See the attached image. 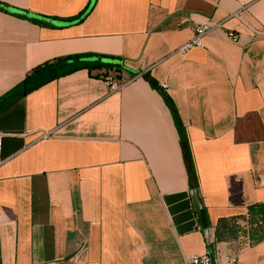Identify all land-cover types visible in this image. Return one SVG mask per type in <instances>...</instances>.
I'll use <instances>...</instances> for the list:
<instances>
[{
	"label": "crops",
	"instance_id": "1",
	"mask_svg": "<svg viewBox=\"0 0 264 264\" xmlns=\"http://www.w3.org/2000/svg\"><path fill=\"white\" fill-rule=\"evenodd\" d=\"M72 55L120 68L0 107V264H227L264 207V0H0V97ZM261 219L234 264H264Z\"/></svg>",
	"mask_w": 264,
	"mask_h": 264
},
{
	"label": "trees",
	"instance_id": "2",
	"mask_svg": "<svg viewBox=\"0 0 264 264\" xmlns=\"http://www.w3.org/2000/svg\"><path fill=\"white\" fill-rule=\"evenodd\" d=\"M89 9H86L78 17L69 20L70 22H81L83 18L87 15ZM31 22L36 23V20ZM112 58H107L104 56H89V55H72L62 58H57L49 62H44L36 67H34L25 78L18 83L14 88L5 93L0 97V107L9 103L11 100L18 96L26 95L32 91L37 90L43 85L54 81L58 78L70 75L79 70H87L88 73L92 71H101V70H118L120 65ZM99 76V75H96ZM173 118L177 128L180 127L179 119L175 113H173ZM180 130V129H179ZM181 132V130H180ZM182 146L187 155V143L184 138H182ZM190 183L192 187H195V176L193 171L190 170ZM264 207L261 205H253L247 208L245 217L251 223L252 219L257 216H262L261 224L264 225ZM244 219L243 217L230 218L224 223L229 226L230 232L236 234L238 228L236 227V222ZM231 225V226H230ZM264 236V233L261 234Z\"/></svg>",
	"mask_w": 264,
	"mask_h": 264
},
{
	"label": "built area",
	"instance_id": "3",
	"mask_svg": "<svg viewBox=\"0 0 264 264\" xmlns=\"http://www.w3.org/2000/svg\"><path fill=\"white\" fill-rule=\"evenodd\" d=\"M217 26L218 25H211L210 23H206V22L200 25H196L193 29L192 39L188 41L187 43H185L184 45H182V47L179 49V52L181 54H184L185 52H187L188 50L194 47H200L202 38L206 36L213 28ZM227 36H228V39H230L232 42H237L238 40V35L235 33H228ZM106 82L108 86L110 87V90L112 91L120 89L122 87L121 84H118L112 78H107ZM161 88L164 89L166 87L164 85H161ZM1 163L2 162L0 160V164ZM246 219L242 221L239 220L236 222V227L238 228V230H237V235L235 237L234 243L237 245L238 250L232 257L228 259L227 264H234L236 261L237 255L248 247L247 246L248 245L247 235L244 233L246 229L248 228ZM186 263L187 264H214L212 252L208 249L202 255L187 257Z\"/></svg>",
	"mask_w": 264,
	"mask_h": 264
}]
</instances>
